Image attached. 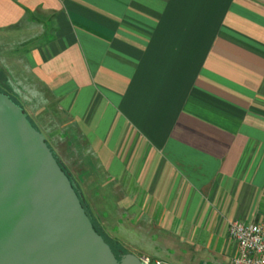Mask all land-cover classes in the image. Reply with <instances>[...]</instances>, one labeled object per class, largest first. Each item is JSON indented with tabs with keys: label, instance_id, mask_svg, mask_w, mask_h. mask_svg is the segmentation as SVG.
<instances>
[{
	"label": "crops",
	"instance_id": "crops-1",
	"mask_svg": "<svg viewBox=\"0 0 264 264\" xmlns=\"http://www.w3.org/2000/svg\"><path fill=\"white\" fill-rule=\"evenodd\" d=\"M4 66L128 254L232 264L263 222L264 0H0Z\"/></svg>",
	"mask_w": 264,
	"mask_h": 264
},
{
	"label": "water",
	"instance_id": "water-1",
	"mask_svg": "<svg viewBox=\"0 0 264 264\" xmlns=\"http://www.w3.org/2000/svg\"><path fill=\"white\" fill-rule=\"evenodd\" d=\"M0 264H142L134 254L118 260L45 135L2 92Z\"/></svg>",
	"mask_w": 264,
	"mask_h": 264
},
{
	"label": "built area",
	"instance_id": "built-area-1",
	"mask_svg": "<svg viewBox=\"0 0 264 264\" xmlns=\"http://www.w3.org/2000/svg\"><path fill=\"white\" fill-rule=\"evenodd\" d=\"M229 234L236 245L232 264H264V222H233ZM139 258L142 264H167L147 255Z\"/></svg>",
	"mask_w": 264,
	"mask_h": 264
},
{
	"label": "rangeland",
	"instance_id": "rangeland-1",
	"mask_svg": "<svg viewBox=\"0 0 264 264\" xmlns=\"http://www.w3.org/2000/svg\"><path fill=\"white\" fill-rule=\"evenodd\" d=\"M6 66H4V67H0V69L2 70V71H4V68H5ZM23 85V91H20V90H16V95L17 96H19V97H16L15 95H12L16 100H17V102L19 103V104H21V105H23L24 107H25V112L28 114V116L31 118V120H33V122H34V124H37L36 123V121H37V119L39 118V117H41V116H37V114H36V112H33V110L35 109V107H34V101L31 99V96L29 95V93H28V88H27V83L26 82H21V81H13V77H12V75L9 77L8 76V79H7V85L8 86H10V87H12V89H16V87L18 86V85ZM3 87V88H2ZM1 87V85H0V88H2L5 92H10L9 94H14V93H12V91H7V90H5L4 88H6L5 86H2ZM43 118V117H42ZM72 178V177H71ZM73 180V179H72ZM263 222H264V220H263ZM230 249H232L231 247H230ZM128 254V253H127ZM135 254H138V255H140V253H135ZM126 255V254H125ZM226 264H231L230 263V260L229 259H227V262H226Z\"/></svg>",
	"mask_w": 264,
	"mask_h": 264
},
{
	"label": "trees",
	"instance_id": "trees-1",
	"mask_svg": "<svg viewBox=\"0 0 264 264\" xmlns=\"http://www.w3.org/2000/svg\"><path fill=\"white\" fill-rule=\"evenodd\" d=\"M0 92L9 95V96L11 97V99H12L16 104H18L19 106H21V107L25 110V108H24L21 104H19V103L17 102V100H16L12 95H10L8 92H5L2 88H0ZM28 119H29V120L31 121V123L36 127V125L33 123V121L31 120V118H30L29 116H28ZM36 128H37V127H36ZM58 161H59V160H58ZM59 163H60V161H59ZM60 165H61L62 169L67 173V175L70 177V179H72L71 176L69 175L68 171L65 169V167H64L61 163H60ZM83 204H84V203H83ZM84 207H85V205H84ZM85 209H86V207H85ZM86 211H87V209H86ZM87 213H88V211H87ZM88 215H89V213H88ZM89 216H90V215H89ZM90 218H91V221H92L94 227L96 228L97 232H98V233H99V234L105 239V241L111 246V248H112V250L114 251V253L116 254L118 260H120L121 256L127 254V251H126L123 247H121L118 243H114L113 241L109 240V239L107 238V236L104 234V232L100 229V227L95 223L94 219H93L91 216H90Z\"/></svg>",
	"mask_w": 264,
	"mask_h": 264
}]
</instances>
